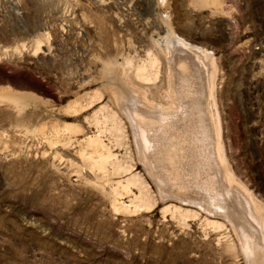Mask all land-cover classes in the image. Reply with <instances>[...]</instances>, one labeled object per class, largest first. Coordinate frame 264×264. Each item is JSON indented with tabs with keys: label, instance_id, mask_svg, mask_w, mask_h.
Masks as SVG:
<instances>
[{
	"label": "rangeland",
	"instance_id": "rangeland-1",
	"mask_svg": "<svg viewBox=\"0 0 264 264\" xmlns=\"http://www.w3.org/2000/svg\"><path fill=\"white\" fill-rule=\"evenodd\" d=\"M171 33L213 61L223 161L264 215V0H0V264H249L157 186L121 100L169 105Z\"/></svg>",
	"mask_w": 264,
	"mask_h": 264
},
{
	"label": "bare ground",
	"instance_id": "bare-ground-1",
	"mask_svg": "<svg viewBox=\"0 0 264 264\" xmlns=\"http://www.w3.org/2000/svg\"><path fill=\"white\" fill-rule=\"evenodd\" d=\"M169 35L164 51L171 73L169 105L160 109L135 93L128 98L118 95L132 118L141 157L163 193L166 187L177 190L185 202L231 221L249 264H264V215L251 195L240 186L245 197L234 186L223 161L219 113L214 108V63L200 48L175 33ZM151 58L152 66H156V57ZM148 71L143 67L136 75L141 80H153ZM90 140L97 151L100 140ZM100 157L97 163L103 169L106 159Z\"/></svg>",
	"mask_w": 264,
	"mask_h": 264
}]
</instances>
